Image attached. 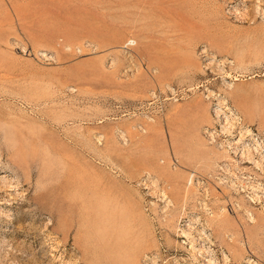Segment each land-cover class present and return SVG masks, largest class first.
I'll return each mask as SVG.
<instances>
[{
	"label": "rangeland",
	"instance_id": "obj_1",
	"mask_svg": "<svg viewBox=\"0 0 264 264\" xmlns=\"http://www.w3.org/2000/svg\"><path fill=\"white\" fill-rule=\"evenodd\" d=\"M0 264H264V0H0Z\"/></svg>",
	"mask_w": 264,
	"mask_h": 264
},
{
	"label": "bare ground",
	"instance_id": "obj_2",
	"mask_svg": "<svg viewBox=\"0 0 264 264\" xmlns=\"http://www.w3.org/2000/svg\"><path fill=\"white\" fill-rule=\"evenodd\" d=\"M115 1V0H114ZM117 1L118 0H116V3H117ZM120 1V0H119ZM122 1V0H121ZM121 5V4H120ZM120 5H118V6H120ZM113 7V6H112ZM243 138H241L240 140H238L236 143H234L233 145H235L236 146V149H237V153H238V151H241V156H240V158L241 159H243V160H245L243 163H246V162H250V160H254V161H256L257 162V160H256V157L258 156L259 157V159L260 160H263V157H261V154L259 153V151H258V148L255 150V149H253L252 150V147H250V148H247V144H245L244 145V142H243V140H242ZM258 146V145H257ZM254 148V147H253ZM244 157V158H243ZM240 159V160H241ZM242 162V161H241ZM198 219V218H197ZM199 220V219H198ZM196 221V220H195ZM209 252H205V254L208 256H210V253L208 254ZM226 259H227V257H225ZM206 260V259H205ZM208 261H212V259L211 258H209L208 259ZM225 262H227V260H225Z\"/></svg>",
	"mask_w": 264,
	"mask_h": 264
}]
</instances>
